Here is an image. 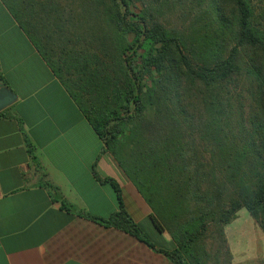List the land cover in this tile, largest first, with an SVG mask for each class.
Listing matches in <instances>:
<instances>
[{
	"label": "trees",
	"instance_id": "trees-1",
	"mask_svg": "<svg viewBox=\"0 0 264 264\" xmlns=\"http://www.w3.org/2000/svg\"><path fill=\"white\" fill-rule=\"evenodd\" d=\"M1 2L168 235L157 252L230 264L241 209L264 234V0ZM94 177L117 203L97 222L154 249Z\"/></svg>",
	"mask_w": 264,
	"mask_h": 264
},
{
	"label": "crops",
	"instance_id": "crops-1",
	"mask_svg": "<svg viewBox=\"0 0 264 264\" xmlns=\"http://www.w3.org/2000/svg\"><path fill=\"white\" fill-rule=\"evenodd\" d=\"M1 88L15 98L0 110V264H173L156 251L168 235L0 0ZM93 173L117 184L154 249L97 222L117 203Z\"/></svg>",
	"mask_w": 264,
	"mask_h": 264
},
{
	"label": "rangeland",
	"instance_id": "rangeland-1",
	"mask_svg": "<svg viewBox=\"0 0 264 264\" xmlns=\"http://www.w3.org/2000/svg\"><path fill=\"white\" fill-rule=\"evenodd\" d=\"M176 15L170 9L163 10L159 19L168 26L180 25ZM223 233L230 264H264V234L245 210L236 213V218L224 226Z\"/></svg>",
	"mask_w": 264,
	"mask_h": 264
},
{
	"label": "water",
	"instance_id": "water-1",
	"mask_svg": "<svg viewBox=\"0 0 264 264\" xmlns=\"http://www.w3.org/2000/svg\"><path fill=\"white\" fill-rule=\"evenodd\" d=\"M14 95L7 89H0V110L8 106L14 100Z\"/></svg>",
	"mask_w": 264,
	"mask_h": 264
}]
</instances>
